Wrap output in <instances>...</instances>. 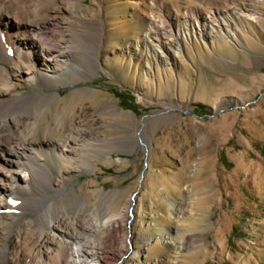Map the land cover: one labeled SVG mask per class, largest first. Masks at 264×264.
I'll list each match as a JSON object with an SVG mask.
<instances>
[{
    "label": "rangeland",
    "instance_id": "1",
    "mask_svg": "<svg viewBox=\"0 0 264 264\" xmlns=\"http://www.w3.org/2000/svg\"><path fill=\"white\" fill-rule=\"evenodd\" d=\"M149 2L148 15L175 14L173 27L187 29L196 10L208 13L242 5L241 0ZM134 3L81 0L66 13L72 21L108 23L102 53L112 52L115 62L109 60L107 70L91 78L61 86L59 100L48 111L82 120L100 117L98 109L115 103L120 112L132 115L123 130L130 145H113L95 154L90 176L106 190L119 192L118 208L141 184L131 228L139 232L136 247L143 246L142 235L177 241L140 254L138 264H264V16L261 23L235 16V42L229 32L206 43L197 38L186 44L182 62L178 57L148 56L144 49L125 50L128 39L145 30L135 22ZM252 6L264 12V5ZM19 87L29 95L39 91L30 83ZM141 120L146 121L144 145L136 132ZM106 129L111 137L122 134L118 128ZM70 163L62 162L63 171L76 192L89 173L85 163L76 170ZM188 191L191 204L181 208L178 202ZM32 216L26 212L22 221Z\"/></svg>",
    "mask_w": 264,
    "mask_h": 264
},
{
    "label": "bare ground",
    "instance_id": "2",
    "mask_svg": "<svg viewBox=\"0 0 264 264\" xmlns=\"http://www.w3.org/2000/svg\"><path fill=\"white\" fill-rule=\"evenodd\" d=\"M80 1L0 0V264H138L140 254L152 247L177 242L170 236L142 235L143 246L136 247L139 232L131 228L141 184L118 208L119 192L106 190L90 176L95 154L113 145H130L123 130L132 115L120 112L115 103L98 109L100 117L82 120L48 111L59 100L61 86L91 78L98 70L106 71L109 60L115 62L112 52L102 53L108 20L102 25L67 17ZM241 1L231 10H196L187 29L173 27L175 14L150 16L145 12L152 9L149 0H135L134 19L145 30L128 39L125 50L144 49L154 58L184 62L187 43L214 41L227 32L233 40L238 37L235 16L261 23L264 12L251 5H264V0ZM24 83L39 91H19ZM145 124L141 120L136 128L142 145ZM107 127L122 134L111 137ZM71 158L76 160L70 163ZM64 161L73 170L87 165L89 180L83 189L72 192L75 183L66 177ZM178 204L190 206V191ZM26 212L33 216L22 221Z\"/></svg>",
    "mask_w": 264,
    "mask_h": 264
},
{
    "label": "trees",
    "instance_id": "3",
    "mask_svg": "<svg viewBox=\"0 0 264 264\" xmlns=\"http://www.w3.org/2000/svg\"><path fill=\"white\" fill-rule=\"evenodd\" d=\"M129 94H130V93H129ZM127 95H128V94H127ZM125 105H126V106H130V107H132V106H131L132 104H127V103H125ZM133 109H134V107H133ZM233 232H234V231H233ZM231 237H232V234H231L230 238H231ZM229 241H231V240H229ZM231 244L233 245L232 242H231Z\"/></svg>",
    "mask_w": 264,
    "mask_h": 264
}]
</instances>
